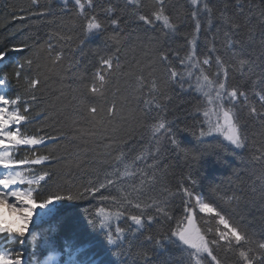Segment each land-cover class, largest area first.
<instances>
[{
  "label": "snow or ice",
  "instance_id": "1",
  "mask_svg": "<svg viewBox=\"0 0 264 264\" xmlns=\"http://www.w3.org/2000/svg\"><path fill=\"white\" fill-rule=\"evenodd\" d=\"M32 4L56 27L0 40V264H264V0ZM237 159L246 190L205 184Z\"/></svg>",
  "mask_w": 264,
  "mask_h": 264
},
{
  "label": "trees",
  "instance_id": "2",
  "mask_svg": "<svg viewBox=\"0 0 264 264\" xmlns=\"http://www.w3.org/2000/svg\"><path fill=\"white\" fill-rule=\"evenodd\" d=\"M172 2L174 4L184 5L187 7L186 0H172ZM46 3L56 6L57 0H40L41 7ZM37 10V7L32 4V0H0V40H2L3 36H6L9 32L22 29L26 25H34L33 31L39 30L42 36H46L48 32L52 31L56 27V24H49L47 20H40L35 16L26 21L13 18L14 13L17 16H28L29 12H36ZM90 47L94 49L96 45L92 44ZM88 59L90 60L91 58L89 57ZM65 83H69V81H65ZM117 83L120 86H123L122 80H118ZM59 87L60 84L56 81H53L50 84L52 92ZM50 94L51 92H46V95ZM33 127H35V125H29L30 129ZM139 131H143V129H139L138 132ZM249 132L250 135H254L257 140L261 138L258 126H250ZM73 150L74 145L67 142L56 148L59 155H65L67 152H71ZM171 162L175 167L176 162L174 158H172ZM60 167L63 168V165ZM180 170L181 169L179 167H175V171L177 173H179ZM72 173L81 180H86L88 178L80 169H76L74 167L72 168ZM202 176L205 178V184H207L210 179L211 182L219 186L221 190L220 195L232 193L238 194L241 190H246L247 185L252 182L251 168L247 166L246 161H240L239 159H237L234 163L229 161L226 165L213 166L211 169V177H209V170L206 168L202 171ZM172 182L174 183V181ZM240 212L249 222L258 226L261 219L264 218V204H262L258 198L255 202H250L246 199L241 204ZM29 250H31L30 246Z\"/></svg>",
  "mask_w": 264,
  "mask_h": 264
}]
</instances>
